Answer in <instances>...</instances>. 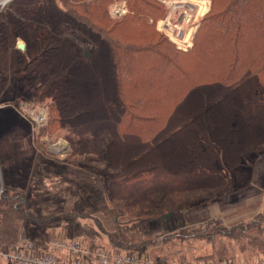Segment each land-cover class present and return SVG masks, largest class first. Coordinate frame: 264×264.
<instances>
[{"label": "trees", "instance_id": "16d2710c", "mask_svg": "<svg viewBox=\"0 0 264 264\" xmlns=\"http://www.w3.org/2000/svg\"><path fill=\"white\" fill-rule=\"evenodd\" d=\"M113 1L0 6V72L3 78L21 67L43 73L44 95L60 101L47 103L56 113L51 123L92 133L115 170L109 183L115 221L138 223L144 231L168 213L199 209L216 194L243 188V159L264 155V0H210L188 50L157 31L155 21L165 15L159 3L123 0L130 12L114 19ZM70 32L83 36L89 49ZM19 37L24 50L16 47ZM59 216L75 227L86 218L68 211ZM48 220L26 206L24 194L3 189L0 251ZM201 223L202 230L183 227L163 241L203 240L213 250L201 260L216 263L235 261L231 247L264 256V214L224 230L221 220ZM103 228L96 220L77 230L93 250L97 230L113 248L142 251L145 245L118 241Z\"/></svg>", "mask_w": 264, "mask_h": 264}, {"label": "rangeland", "instance_id": "374dc122", "mask_svg": "<svg viewBox=\"0 0 264 264\" xmlns=\"http://www.w3.org/2000/svg\"><path fill=\"white\" fill-rule=\"evenodd\" d=\"M3 1L0 0L1 8L6 5L3 6ZM211 5L210 1L209 11ZM70 34L83 45L84 50L89 49L83 36ZM15 42L16 47L25 44L21 37ZM0 65L3 66L2 62ZM1 66L0 71H3ZM23 70L21 67L5 78L0 72V192L4 189L24 194L26 206L30 210L37 215H46L51 220L42 221L41 226H35L30 233L22 234L18 240L22 244L30 243L36 250H46L55 229L59 231L53 234L67 231L71 237H82L90 241L77 228L82 225L89 229V225L92 227L97 220L100 224L105 221L106 224H102L103 230L111 233L118 241L145 242L142 251L150 252L157 262L167 264L162 258H178L183 263H191L208 257L213 247L203 240L178 243L176 239H163L183 227L195 232L204 229L201 222L210 218L209 213L213 209L224 220L220 223L222 230L240 223L247 225L254 217L264 214V155H253L243 159L241 168L246 175L240 184L243 188L236 192L216 194L210 203L199 209L178 211L162 221L154 220L146 225L144 231H140L135 222L118 224L115 221V208L109 201V183L115 171L110 167L109 159L99 153L92 133L78 134L72 126L56 119L51 123V117L56 113L49 111L47 103L54 100L60 104L59 98L44 95L45 90L41 89L43 73L40 70L34 73L31 69ZM28 107L43 109L48 114L47 122L35 132L23 115L24 109ZM34 137L39 141L38 148H35ZM60 147L64 149L63 153H58L57 148ZM232 179L235 180V176L232 175ZM233 185L238 187L239 183L234 182ZM66 211L86 218L80 219L75 227L72 222L66 223L59 216ZM97 232L94 240L103 247H111L108 237L99 230ZM153 242L158 245L151 244ZM147 244L150 246L147 247ZM231 248V257L235 259L233 262L264 260V256H254L251 250L242 252L236 247ZM178 251L182 252L180 258L176 253ZM0 264L10 263L0 258Z\"/></svg>", "mask_w": 264, "mask_h": 264}, {"label": "built area", "instance_id": "2783aa9c", "mask_svg": "<svg viewBox=\"0 0 264 264\" xmlns=\"http://www.w3.org/2000/svg\"><path fill=\"white\" fill-rule=\"evenodd\" d=\"M165 9V15L156 22V29L169 38L181 50H188L193 45L195 30L199 19L209 10L208 0H153ZM110 16L120 19L130 10L124 1L114 0L110 5ZM23 115L28 119L35 132L47 122L48 114L43 109L28 107ZM65 149V146L63 147ZM62 147L57 148L58 153H63ZM1 194V192H0ZM92 245L82 237L54 235L49 242L48 251L32 248L30 243L18 241L15 245L0 251V258L10 264H163L154 260L150 252L132 251L121 248L98 246L92 250ZM180 258V251L176 252ZM167 264H264V260L257 259L251 263L229 262L222 260L192 261L183 263L178 258L175 260L164 259Z\"/></svg>", "mask_w": 264, "mask_h": 264}, {"label": "crops", "instance_id": "0c3cea01", "mask_svg": "<svg viewBox=\"0 0 264 264\" xmlns=\"http://www.w3.org/2000/svg\"><path fill=\"white\" fill-rule=\"evenodd\" d=\"M208 8H209V6H208ZM209 11V10H208ZM210 218L209 219H213V220H223L222 219V217L221 216H219L218 215V211H216V209H213L210 213ZM224 221V220H223ZM101 223H102V221H101ZM106 224V222L104 221L102 224ZM107 224H109L108 223V221H107ZM59 231L58 229H55L54 231ZM53 231V232H54ZM53 232L51 233V235H50V238H49V241L48 242H50V239L54 236V235H61V236H66V237H69V234L67 233V231H61L60 233H54L53 234ZM96 244L98 245V246H102L101 244H99V243H97L96 242ZM48 246H49V243H48ZM49 250V247H48V249H46V250H42V251H48ZM93 250V249H92ZM162 259H165V258H162Z\"/></svg>", "mask_w": 264, "mask_h": 264}, {"label": "water", "instance_id": "95a60500", "mask_svg": "<svg viewBox=\"0 0 264 264\" xmlns=\"http://www.w3.org/2000/svg\"><path fill=\"white\" fill-rule=\"evenodd\" d=\"M12 0H6L4 3H3V6L5 5V4H7V3H9V2H11ZM19 46V48L20 49H24L25 48V44H19L18 45ZM173 215V213H168L167 215H165L164 216V219H167V218H169L170 216H172Z\"/></svg>", "mask_w": 264, "mask_h": 264}, {"label": "bare ground", "instance_id": "6f19581e", "mask_svg": "<svg viewBox=\"0 0 264 264\" xmlns=\"http://www.w3.org/2000/svg\"><path fill=\"white\" fill-rule=\"evenodd\" d=\"M6 0H4L3 2H5Z\"/></svg>", "mask_w": 264, "mask_h": 264}]
</instances>
